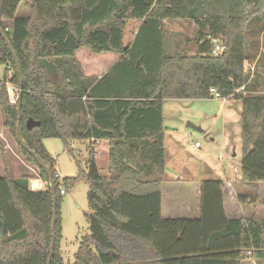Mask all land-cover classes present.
Listing matches in <instances>:
<instances>
[{"label":"trees","instance_id":"trees-1","mask_svg":"<svg viewBox=\"0 0 264 264\" xmlns=\"http://www.w3.org/2000/svg\"><path fill=\"white\" fill-rule=\"evenodd\" d=\"M23 0H0V65L10 83L22 89V131L28 147L54 175L57 191V243L61 253V187L89 186L90 235L81 242L75 264H264V219H229L222 180L201 183V218L165 219L166 180L163 106L168 100L228 97L247 86L244 71L247 29L264 22V0H30L28 16L18 17ZM187 21L198 29L197 54L169 55L165 21ZM139 22L125 45L128 22ZM224 38L226 50L213 55L211 39ZM116 54L118 62L102 77H87L76 52ZM20 67L24 82L21 88ZM0 86L6 127L17 142L19 97ZM242 106V183H264V93L237 94ZM40 122L29 130L26 121ZM56 139L76 161L78 175L56 178V161L44 141ZM83 168L73 142H87ZM109 143V176L103 177L95 146ZM20 152L49 183L45 170L17 142ZM0 140V155L4 156ZM55 216L50 187L30 189V178L0 177V264H48Z\"/></svg>","mask_w":264,"mask_h":264},{"label":"rangeland","instance_id":"rangeland-1","mask_svg":"<svg viewBox=\"0 0 264 264\" xmlns=\"http://www.w3.org/2000/svg\"><path fill=\"white\" fill-rule=\"evenodd\" d=\"M139 25V22H128L125 28V45H130L134 41ZM246 38V53L248 59L245 61L244 71L248 75L247 86L250 89L246 90L244 95L259 96L264 93V22L253 20L248 26ZM197 40L198 29L193 23L170 20L166 22L165 46L167 54L184 55L188 52L189 55H195L198 52L196 46ZM107 55L112 59H115L118 56L110 53L97 56L92 55L91 57L100 58V60L102 59L103 61H106L103 56L107 57ZM118 57L120 58V56ZM82 62L84 63L85 61ZM5 75V66L0 65V80H3ZM221 104L222 101L213 99H210L207 102L186 99L168 100L163 106L166 122L164 128L166 131L169 130V136H173L175 131H177L180 134L181 139L186 136L185 133L193 134L196 138L194 141H199L205 148L213 147L210 154L217 160L222 154L227 157H232V155L236 153L239 157L242 155L243 151L242 124L239 123L237 126V124L233 123L229 126V145L225 150H222L221 148L223 142L222 131L224 120H221L219 124L212 127ZM188 123L201 128L205 132L212 129L211 134L212 137L215 138V141L213 142L211 140V136H205L206 134L204 132H197L192 128H188ZM239 125H241V132H237ZM0 138L4 148L7 149L6 151H8V154L13 155L10 150V147L12 146L17 154L25 158L20 152L13 135L12 137L4 135ZM49 141L48 145L51 150L50 153L56 161V172L61 178V181L68 178H75L78 175V167L74 158L64 150L63 144L60 140L51 139ZM105 142L96 149V161L101 175L107 178L109 176V145L108 143L104 144ZM210 144H213V146H210ZM73 152L75 158L81 162L83 168L86 169L90 159L88 147L83 142H75ZM4 159L6 161V156H4ZM192 162L195 166H199L196 163V160H192ZM34 170L36 171L37 176H39V170L36 167H34ZM170 174L174 176L177 172L172 170ZM61 188L67 192L66 195L62 196L60 204L63 229L62 240L60 243L61 253L64 264H75V255L78 252L81 242L85 237L91 234L90 225L86 218V215L90 213L88 202L89 186L86 182H81L74 187L62 186ZM245 264H252V262L249 261Z\"/></svg>","mask_w":264,"mask_h":264},{"label":"crops","instance_id":"crops-1","mask_svg":"<svg viewBox=\"0 0 264 264\" xmlns=\"http://www.w3.org/2000/svg\"><path fill=\"white\" fill-rule=\"evenodd\" d=\"M26 2H29V0H23L21 3L17 13L18 17L28 16ZM166 22L167 21H165V24ZM91 56L92 53L88 49H81L76 52V58L81 63L85 76L99 79L102 78L120 59L118 56L115 59H112L107 55V57L103 56V58L106 59V61H103L102 59L100 60V58L98 59ZM82 61L85 62L83 63ZM5 74L7 79L6 81L4 78L3 80H0V86L3 83L8 87L13 86L10 83L12 75L6 73V67ZM210 99L217 100L215 98H209L202 99V101L207 102ZM241 113L242 106L239 101L228 100L222 102L212 126L214 127L219 124L221 120H224L222 131L223 142L221 145L222 150H225L229 145V126L233 123L237 124V126L239 123L241 124ZM163 118L165 126L164 112ZM190 124L191 123H188V128H191L189 126ZM196 128L199 129H196L197 132H204L206 134L205 136L209 135L212 137V129L205 132L199 127ZM168 131L165 129L164 138L167 158L165 168L166 180L163 186L162 215L165 219H200L201 183L208 179L222 180L225 183L223 190L224 205L226 215L229 219H247L253 215L264 219V183L259 184L256 189H249L243 185L241 166L242 155L238 157V154L234 153L232 157H227L222 154L217 160L210 154L213 147L205 148L202 144L200 148L194 146L197 141H194L196 138L193 134L185 133L186 136L183 140L180 138V134L177 131H175L173 136H169ZM237 132H241V125L237 128ZM4 135L12 137L10 129L6 128V116L0 106V137ZM211 140L214 142L215 138L212 137ZM48 142L50 141L45 140L44 145L50 153L51 150ZM103 142L105 141L98 142L95 146V150ZM83 143L86 146L90 144L89 141ZM106 143L108 142L106 141L104 144ZM74 144L75 142L71 144V148H74ZM210 146H213V144H210ZM6 150L7 149L4 148L6 161L4 156L0 155V177H5L7 173L16 180L23 177H29L31 191L41 192L47 190L46 182L41 180L40 176H37L34 167L26 160V158L17 154L12 146L10 147V150L13 155L8 154V151ZM192 160H196V163L199 166H195ZM172 170L176 171L177 174L172 176L170 174ZM249 261H251L252 264H256L252 259L245 261L243 264Z\"/></svg>","mask_w":264,"mask_h":264},{"label":"water","instance_id":"water-1","mask_svg":"<svg viewBox=\"0 0 264 264\" xmlns=\"http://www.w3.org/2000/svg\"><path fill=\"white\" fill-rule=\"evenodd\" d=\"M0 35L5 39L6 41V44L13 56L14 59H16V55H15V52L11 46V43L10 41L6 38L4 32L1 30L0 28ZM18 73L20 75V78H21V88H22V84L24 82V79L22 77V73H21V70H20V67L18 65ZM5 81L7 79V77L5 76L4 77ZM213 98V97H211ZM21 100H22V94H20V97H19V113H20V116H19V122H18V127H17V142L19 143V145L26 151L29 153L30 156H32L34 158V160L36 161V163L38 164L39 168L45 170V172L47 173L48 177H49V182H50V188L52 190V193H53V196H54V210H55V216H54V220H53V227H52V233H53V236H52V244H51V253H50V259H49V263L48 264H51L52 262V259H53V256H54V253H55V250H56V243H57V222H58V219H57V206H58V199H57V191H56V188H55V181H54V175H53V172L52 170L47 167L45 161L39 156L37 155L34 151H32L24 137H23V131H22V109H21ZM40 126V122H37L35 121L34 119L32 118H29L27 121H26V127L29 129V130H32V129H35V128H38ZM191 128L193 129H197L195 126L193 125H189ZM199 130V129H197Z\"/></svg>","mask_w":264,"mask_h":264},{"label":"built area","instance_id":"built-area-1","mask_svg":"<svg viewBox=\"0 0 264 264\" xmlns=\"http://www.w3.org/2000/svg\"><path fill=\"white\" fill-rule=\"evenodd\" d=\"M210 41L212 42L213 45V55L218 57L223 55V53L226 50V41L224 38L220 37L217 39H211ZM246 86H242L240 89L236 90L233 94H231L228 97H223L220 95L219 92H217L215 89H210V94L213 98L220 100L222 102H226L228 100H235V97L237 94L243 93L245 94L246 92ZM11 89V97H10V102L11 104H15L17 102V97L18 95L22 92V89H20L19 87H15V86H10ZM194 146L196 148H200L201 147V143L199 141L195 142ZM222 158V157H221ZM57 179H60V177L58 175H56ZM48 187H50V182H46V189H48ZM67 192L64 189H61V195H66Z\"/></svg>","mask_w":264,"mask_h":264}]
</instances>
